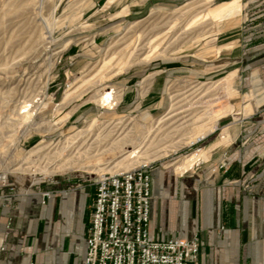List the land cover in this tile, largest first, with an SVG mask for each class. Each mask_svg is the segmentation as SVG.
I'll return each instance as SVG.
<instances>
[{
    "label": "rangeland",
    "instance_id": "obj_1",
    "mask_svg": "<svg viewBox=\"0 0 264 264\" xmlns=\"http://www.w3.org/2000/svg\"><path fill=\"white\" fill-rule=\"evenodd\" d=\"M151 47L164 53L131 62ZM263 68L264 0H0V182L24 194L84 188L88 219L100 173L30 174L21 165H52L117 131L184 139L212 107L231 108L205 135H226L229 124L260 111ZM110 89L114 106L94 101ZM24 102L33 115L15 123ZM201 138L147 164L180 180L201 152L183 172L175 163Z\"/></svg>",
    "mask_w": 264,
    "mask_h": 264
},
{
    "label": "crops",
    "instance_id": "obj_2",
    "mask_svg": "<svg viewBox=\"0 0 264 264\" xmlns=\"http://www.w3.org/2000/svg\"><path fill=\"white\" fill-rule=\"evenodd\" d=\"M259 70L264 87V68ZM226 128V135L197 141L201 157L184 178L169 181L151 170L149 234L197 235L195 264H264V103ZM0 196V264H83L84 188L62 190L41 203L40 193L24 194L20 186L0 182Z\"/></svg>",
    "mask_w": 264,
    "mask_h": 264
},
{
    "label": "built area",
    "instance_id": "obj_3",
    "mask_svg": "<svg viewBox=\"0 0 264 264\" xmlns=\"http://www.w3.org/2000/svg\"><path fill=\"white\" fill-rule=\"evenodd\" d=\"M150 171L148 163L96 178L85 229L83 264L196 263L200 246L197 235L189 239L150 236ZM241 184L248 189L246 179ZM8 190L13 187L8 186ZM50 196L49 190L42 191L41 203Z\"/></svg>",
    "mask_w": 264,
    "mask_h": 264
},
{
    "label": "bare ground",
    "instance_id": "obj_4",
    "mask_svg": "<svg viewBox=\"0 0 264 264\" xmlns=\"http://www.w3.org/2000/svg\"><path fill=\"white\" fill-rule=\"evenodd\" d=\"M162 53H164L163 48L154 49V47H151L146 51L145 56H143L142 58L136 57L137 60H131V62L140 60L147 61L150 58ZM231 74H229L225 78L227 81L229 80ZM229 90L228 93H232V91ZM93 98L97 104L106 108H111L112 106H114L117 99L113 96V89H110L109 91H101L100 93L93 96ZM230 108L231 107L227 108L224 111H221L220 113L219 111L216 112L213 107L209 110H205V112L203 111L202 115L206 117L205 121L203 123L195 125L193 127V130L188 135H186L184 139L179 138L176 141L169 140L168 143L165 144L163 143V141L159 142V139H154L153 135H128V133H123L121 135L117 131V135H112L110 140L108 139L104 145L101 144L92 147L91 143H89L84 146L82 150H80V148L76 147L75 145L73 147V149L76 147L75 150L73 151L72 149L71 151H69V153H67V157L63 158L61 157V155L63 154L62 152L64 151V148L67 147L65 145L58 151V155L61 157L58 162L52 163V165L48 166L47 164H44L42 166H39L38 169L34 168L32 171L28 167H24L22 165L20 169L28 171L30 174L34 173L36 170H39V172L43 175H52L55 172L67 171H85L87 173L98 172L103 175L105 173H114L132 167L145 165L149 160L163 157L182 144H190L196 138L203 137L207 132L214 129L215 121L219 117V115L221 113L230 111ZM32 115L33 111L31 105L24 102L21 104V106L18 107L16 117L13 118L17 119V121H13H15V123L23 122L24 124ZM114 126H116V124ZM98 136L99 135H97L96 137ZM102 137L104 138V135ZM197 150L198 149L187 153L183 156L182 159L176 162L174 167L175 171L183 172L185 169L189 168L191 164L200 156V151ZM69 154H73L72 157ZM75 155L76 157L74 158ZM97 157L102 160V162L95 163L94 159ZM105 158H108L109 160L105 161Z\"/></svg>",
    "mask_w": 264,
    "mask_h": 264
}]
</instances>
